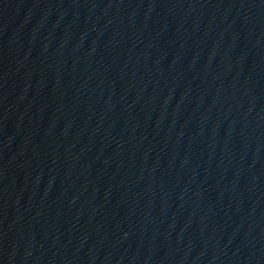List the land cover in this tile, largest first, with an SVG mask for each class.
Instances as JSON below:
<instances>
[{
  "label": "water",
  "instance_id": "water-1",
  "mask_svg": "<svg viewBox=\"0 0 264 264\" xmlns=\"http://www.w3.org/2000/svg\"><path fill=\"white\" fill-rule=\"evenodd\" d=\"M158 264H264V0H68Z\"/></svg>",
  "mask_w": 264,
  "mask_h": 264
}]
</instances>
